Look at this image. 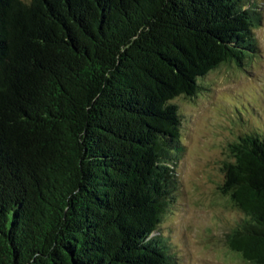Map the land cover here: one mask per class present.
<instances>
[{"label":"trees","instance_id":"trees-1","mask_svg":"<svg viewBox=\"0 0 264 264\" xmlns=\"http://www.w3.org/2000/svg\"><path fill=\"white\" fill-rule=\"evenodd\" d=\"M256 0H0V264H175L174 101L259 53ZM242 115L241 113H239ZM228 245L264 264V120L230 146Z\"/></svg>","mask_w":264,"mask_h":264},{"label":"rangeland","instance_id":"rangeland-1","mask_svg":"<svg viewBox=\"0 0 264 264\" xmlns=\"http://www.w3.org/2000/svg\"><path fill=\"white\" fill-rule=\"evenodd\" d=\"M256 4L262 14L254 30L259 53L241 68L230 64L211 72L195 97L174 101L183 121L179 188L160 231L175 264H248L228 245L244 216L222 194V170L231 161L230 146L264 120V0Z\"/></svg>","mask_w":264,"mask_h":264}]
</instances>
